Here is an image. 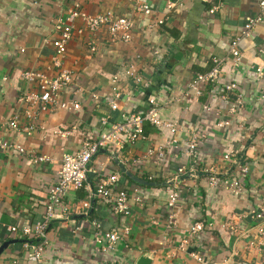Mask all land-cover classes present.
I'll list each match as a JSON object with an SVG mask.
<instances>
[{
    "label": "crops",
    "instance_id": "0c3cea01",
    "mask_svg": "<svg viewBox=\"0 0 264 264\" xmlns=\"http://www.w3.org/2000/svg\"><path fill=\"white\" fill-rule=\"evenodd\" d=\"M147 1L154 11L150 16L133 13L126 0H0V78L5 77L0 80V119L17 113L24 124L23 105L16 99L29 87L20 73L25 69L47 75L55 72L50 56L57 17L77 3L88 13L111 11L132 20L127 42H109L100 32L91 52L85 34L73 35L68 41L63 62L76 77L61 97L77 100L78 110L37 112L30 119L33 128L29 134L21 129L2 132V138L20 145L24 152L0 151V245L18 240L2 249L0 264H33L6 227L31 225L41 218L61 154L73 153L83 139L96 137L105 128L100 117L109 115L110 121H118L121 113L141 112L151 96L159 117L178 127L173 135L175 147L166 146L161 160L147 156L148 146L164 142L170 134L144 122V139L125 143L117 152L100 149L90 162L96 173L116 172V187L126 189L129 196L136 188L142 202L130 201V214L123 216L113 214L101 200L91 199L87 215L72 214L66 225L51 221L44 264H135L142 254L150 256V264H264V242L257 245L250 228L254 220L249 216L251 209L264 206V76L257 78L254 73L260 67L264 74V20L240 39L241 57L236 66L227 52L229 40L240 32L245 19L258 13V0H178L180 5L170 9L162 24L154 20L163 15L166 0ZM213 6L217 7L210 12ZM211 57L224 58L220 79L235 82L236 90L226 92L217 83L205 85L199 95L184 94L188 80L209 69ZM127 62L134 63L148 85L139 88L122 80L118 107L110 110L106 101L111 94V75ZM75 86L81 90L73 93ZM238 94L240 106L229 113ZM59 129L70 132L59 136ZM196 129L203 137L193 156L186 157L183 142L189 130ZM229 150L236 151L239 164L247 167L239 194L206 182L204 170L209 168L237 174L238 166L223 159ZM37 155L48 160L33 162ZM180 164L192 167L195 176L181 175L170 181ZM120 167L150 184L132 181ZM94 178L87 173L85 183L92 187ZM173 186L180 199L168 209L166 196ZM86 195L87 189L81 187L68 191L65 199L72 204ZM198 215L204 228L196 237L187 238L186 229ZM90 220H97L102 231L122 224L129 231L114 251L98 253ZM70 225L80 227L76 234L70 232ZM190 253L201 255L204 261L197 262Z\"/></svg>",
    "mask_w": 264,
    "mask_h": 264
},
{
    "label": "built area",
    "instance_id": "2783aa9c",
    "mask_svg": "<svg viewBox=\"0 0 264 264\" xmlns=\"http://www.w3.org/2000/svg\"><path fill=\"white\" fill-rule=\"evenodd\" d=\"M133 13H141L150 16L154 13L150 3L147 0H126ZM180 5L178 0H166L163 7V15L155 18L154 23L162 24L168 18L170 9ZM217 6H213L210 12ZM258 13L253 17H247L238 34L234 35L228 42V55L231 57L232 65L236 66L240 60V52L238 43L241 38L251 34L253 28L264 20V0L257 2ZM53 29L54 37L51 39L52 54L50 56L51 68L54 69L52 75L35 69H25L21 71L20 77L29 87L22 91L16 101L23 105V117L26 123H21L17 113H14L7 119H0V151L7 149H15L24 152L23 147L2 138V132L5 130L21 129L26 134L32 130L30 119L37 112H50L58 109L66 111H76L80 105L77 100H67L61 97L62 92L70 87L76 75L72 70L64 66L63 58L65 55L66 45L73 35H87L89 50L95 51V42L97 34L103 32L109 42H127L132 34L131 17L114 15L111 11L98 13H88L83 10L77 3L71 5L63 16H59L54 20ZM211 66L204 72L195 73L187 82L184 94L192 93L199 95L203 87L207 84L222 83V87L226 92L236 90L235 82H222L220 79V71L224 62V58L211 57ZM255 76L261 78L264 76L260 67L254 70ZM1 81L5 77L0 78ZM129 80L136 87L145 88L148 81L137 71L134 63L127 62L121 65L120 70L111 75L112 83L111 94L108 98L107 106L110 110L118 107V100L121 99L120 82ZM221 81V82H220ZM80 87H76L73 93L80 91ZM89 96L96 98L94 93ZM178 99V97L176 98ZM147 108L141 112H124L120 114L118 121H110L109 115L100 117V124L104 126L96 137L85 138L82 140L80 147L73 153L64 152L60 156L59 166L56 171L54 183L47 190L44 201L43 213L41 218L31 225H9L6 230L11 235L21 239V246L28 262L33 264H44L43 252L48 245L47 228L51 221L56 220L61 224H67L72 214L87 215L90 207L91 199L101 200L108 205L109 210L113 214H121L128 216L130 214V201L141 203L142 196L136 188H132V194L129 196L126 189L117 188L116 184L119 176L116 172L106 174L96 173L90 166L92 158L100 149H106L110 152H117L122 149L125 143H132L139 139H144L145 134L142 129L144 122L150 125L166 130L170 136L164 142L150 145L146 149L147 156H154L162 159L166 155V146L173 145L175 147L176 140L173 135L177 132L178 127L175 122L161 119L158 115V106L155 99L151 96L146 100ZM240 95H236L235 103H232L227 109L229 113H234L240 106ZM226 123L225 121H221ZM68 129H59L56 134L65 136L69 134ZM201 130H189L183 142L184 155L191 157L197 147L198 141L203 137ZM223 159L233 165L238 166L237 174L216 173L212 169H206L207 185L210 187H222L228 189L235 194H239L242 188V176L247 173V167L239 164L240 159L236 151H226ZM48 157L45 155L34 156L33 162L46 161ZM95 175V182L92 187L87 185V173ZM187 175L195 176V170L192 167H185L180 164L175 168V173L171 175L170 181L177 180L178 176ZM264 181V175L262 176ZM81 187L87 189V195L84 200L77 203L69 204L65 197L70 190H76ZM180 199V192L175 186L172 187L166 196V207L172 209ZM264 202V191L261 195ZM250 218L254 223L250 227L256 237V243L264 242V206L250 210ZM92 228V241L94 250L98 253L112 252L115 250L117 243L122 241L129 231V226L122 224L107 231H102L97 220L89 221ZM70 232L77 233L79 226L70 225ZM204 228V221L199 215L193 219L186 229V237H196ZM249 228V229H250ZM250 229V230H251ZM247 231V230H246ZM253 242L249 241V245ZM191 257L197 262L202 263L203 257L197 253H190Z\"/></svg>",
    "mask_w": 264,
    "mask_h": 264
},
{
    "label": "water",
    "instance_id": "95a60500",
    "mask_svg": "<svg viewBox=\"0 0 264 264\" xmlns=\"http://www.w3.org/2000/svg\"><path fill=\"white\" fill-rule=\"evenodd\" d=\"M120 170L121 172H123L127 177H129L132 181L136 182V183H139V184H143V185H149L150 183L141 179V178H138V177H135L133 175H131L129 172H127L124 168L120 167ZM15 241H18V240H7V241H4L1 243L0 245V252L2 251L3 248H5L7 246L8 243H11V242H15ZM150 261H151V258L150 256L148 255H145V254H142V255H139L135 261V264H150Z\"/></svg>",
    "mask_w": 264,
    "mask_h": 264
},
{
    "label": "trees",
    "instance_id": "16d2710c",
    "mask_svg": "<svg viewBox=\"0 0 264 264\" xmlns=\"http://www.w3.org/2000/svg\"><path fill=\"white\" fill-rule=\"evenodd\" d=\"M19 241H20V243L22 242V240H21V239H19Z\"/></svg>",
    "mask_w": 264,
    "mask_h": 264
}]
</instances>
